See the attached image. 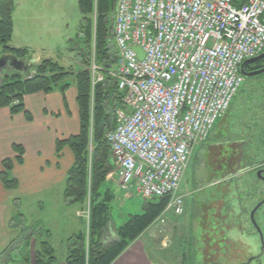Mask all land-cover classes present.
Returning <instances> with one entry per match:
<instances>
[{
    "label": "built area",
    "instance_id": "1",
    "mask_svg": "<svg viewBox=\"0 0 264 264\" xmlns=\"http://www.w3.org/2000/svg\"><path fill=\"white\" fill-rule=\"evenodd\" d=\"M116 77L125 94L106 135L121 189L146 201L168 197L164 217H182L181 183L264 54V0H117ZM139 49L143 55L140 58ZM92 86L104 81L93 56Z\"/></svg>",
    "mask_w": 264,
    "mask_h": 264
},
{
    "label": "rangeland",
    "instance_id": "2",
    "mask_svg": "<svg viewBox=\"0 0 264 264\" xmlns=\"http://www.w3.org/2000/svg\"><path fill=\"white\" fill-rule=\"evenodd\" d=\"M14 2L17 26H21L22 17L34 13L31 28L48 35L47 38L41 37L42 42L49 45L40 46L43 50L39 54L45 59L60 62L64 68L79 70L82 67V46L78 43L82 22L79 0ZM93 19L95 23L96 17ZM94 41L91 45V65L93 56L99 64ZM118 59L117 52L115 67L110 72L99 64L103 78L109 75L117 83ZM26 64H30L29 60ZM0 72L3 73V70L0 69ZM32 75L19 72L23 80ZM263 167L264 74L247 79L210 138L196 148L179 192L185 196L184 216L167 215L164 222L160 220L151 228L147 238L160 240L161 245L157 244V249H167L170 256L176 252L180 254L178 250L184 248L189 253L187 249L191 246L190 264H264L261 238L250 221L252 210L264 200V182L256 179V172ZM108 184L115 192L119 189L112 212L116 226L126 221L129 214L143 213L146 201L126 195L120 187L116 165ZM60 188L63 190L64 185ZM57 190L42 197L45 201L40 208L36 205L37 198L32 196L26 198L21 207L18 205L19 210L15 209L12 220L15 228L10 230L16 231L12 234L16 241L8 254L0 256V264H26L32 260L38 248V235L44 234L45 230L53 232L52 244L60 262L64 261L66 237L76 233V228L82 223L77 217L79 206L61 208L57 198H61L62 194L59 188ZM118 212L125 215L123 219ZM19 213H23L24 217H19ZM260 218L264 230V209ZM30 236L34 238L28 242L26 238ZM178 261L181 264L180 256Z\"/></svg>",
    "mask_w": 264,
    "mask_h": 264
},
{
    "label": "trees",
    "instance_id": "3",
    "mask_svg": "<svg viewBox=\"0 0 264 264\" xmlns=\"http://www.w3.org/2000/svg\"><path fill=\"white\" fill-rule=\"evenodd\" d=\"M116 1L79 0L82 15L78 36V43L82 46V67L79 70L64 68L53 60H42L31 65L32 68L25 73H33L31 77L23 80L19 77V72L8 71L0 83V109H10L12 116L25 113L30 119L23 104L26 96L40 92L52 93L57 89L65 95L69 88L68 80L73 78L75 81L81 130L79 135L57 142V155L60 156L65 147L71 149L75 164L68 174L64 197L68 204L79 205L84 211L89 207L90 218L89 233L83 232L68 240L69 254L66 264H113L161 218L170 200L163 197L146 201L143 213L129 214L121 226L114 228L117 239L105 244V238L113 223L112 212L116 201V192L108 187L115 161L106 135L116 127V112L123 107L125 94L119 91L116 81L109 75L93 87L88 68L91 65L93 39L99 64L108 69L107 72L115 67L117 51L113 41L112 19ZM15 9L14 0H0V60L4 57H15L25 63L29 60L30 63L33 60L32 52L11 46ZM93 17H96L95 23ZM13 151L16 154L15 161L23 165L24 147L14 145ZM13 169L14 162L11 159L2 162L0 181L7 191H16L19 188V182L12 173ZM32 237L26 240L29 242ZM187 250L189 253L185 252V248L182 249L186 256L185 263L190 264L191 246ZM34 259L35 264H59L49 241L40 243Z\"/></svg>",
    "mask_w": 264,
    "mask_h": 264
},
{
    "label": "crops",
    "instance_id": "4",
    "mask_svg": "<svg viewBox=\"0 0 264 264\" xmlns=\"http://www.w3.org/2000/svg\"><path fill=\"white\" fill-rule=\"evenodd\" d=\"M34 16V13L27 14L22 17L21 26H17L14 12V34L11 46L17 49L29 50L33 54V59L36 58L38 62L53 60L60 64L54 59H45L39 54L40 50H43L40 46L47 47L49 45L48 43L44 44L45 41L42 42L41 37L47 38L48 35L38 33V30L31 28L32 20H35ZM0 75L3 76L5 73L0 72ZM0 80H2L1 77ZM67 84H69V88L65 95L61 93L60 89H57L52 93L40 92L26 96L23 104L30 119L25 113L12 116L10 109H0V175L2 162L11 159L14 162L13 176L19 182L18 190L7 191L0 181V256L7 253L16 241V238H13L12 235L16 231H10L15 228L12 220L14 214H16L15 209L19 210L18 205L21 207L26 198L36 197V205L40 208L45 201L42 197L51 193L54 194L59 188L60 195L62 194L61 198H57L60 201V207L65 209V207L71 206L66 202L64 196L68 174L75 164V157L68 147H65L58 156L57 142L79 135L81 121L80 109L77 104L78 92L74 79L70 78ZM14 145L22 146L25 149L23 165L15 161ZM61 185H64L63 190L60 188ZM33 203L35 204L34 201ZM120 214L121 219H123L125 215ZM18 216L23 218L24 214L19 213ZM77 217L82 224L76 228V233L66 237L68 239L67 248L64 250V261L60 262L58 258L59 264H66L69 254L68 240L74 235L89 230L90 214H88V209L84 211L79 206ZM123 222L125 221L123 220ZM154 226L152 225L113 264H167L169 262L178 264V256L182 259L181 264H186L184 260L186 256L182 250H178L180 254L176 252L170 256L167 249H157V244L161 245L160 240L147 238L148 232ZM116 227L119 226H116L114 222L110 225V233L105 238L106 245L117 239L114 233ZM46 236L47 238H45ZM38 237L36 241L38 248L42 241H49L53 246L52 238H54V235L51 230H45V233L39 234ZM55 253L57 256L56 250ZM28 264H35L34 257Z\"/></svg>",
    "mask_w": 264,
    "mask_h": 264
},
{
    "label": "water",
    "instance_id": "5",
    "mask_svg": "<svg viewBox=\"0 0 264 264\" xmlns=\"http://www.w3.org/2000/svg\"><path fill=\"white\" fill-rule=\"evenodd\" d=\"M136 51L138 52L140 58L143 59V55H142L141 51H140L139 49H137ZM5 58H6V57H4V58H2V59L0 60V69H3V66H4V64H5ZM11 58H13V59H12L10 65H9V67H10L11 70H14V71H17V72H28V71L30 70L31 65H34V64H36V63L38 62V60L35 58V59H33V60L30 61V64H29V65H27L24 61H20V60L16 59L15 57H11ZM263 59H264V54L261 55V56H259V57H257V58H254V59H251V60L246 61V62L241 66V73H242V75H243L245 78H247V79H249V78H253V77H257V76H260V75H263V74H264V69H261V70L255 71V72H247V71H246V68H247L249 65H252V64H255V63H257V62H260V61H262ZM262 173H263L262 171H259V172H258V178L261 179V177H262ZM263 204H264V201L261 202V203L255 208V210L252 212V215H251L252 220H254V215H255L256 211H257V210H258ZM261 241H262V244H263V245H262V252H264V239L261 238ZM250 262H252V261H250Z\"/></svg>",
    "mask_w": 264,
    "mask_h": 264
},
{
    "label": "flooded vegetation",
    "instance_id": "6",
    "mask_svg": "<svg viewBox=\"0 0 264 264\" xmlns=\"http://www.w3.org/2000/svg\"><path fill=\"white\" fill-rule=\"evenodd\" d=\"M12 59L13 58H11V57H6L5 58V64H4V66H3V69H1V70H3V72H5V71H9L10 70V67H9V65H10V63H11V61H12ZM261 69H264V59L262 60V61H260V62H257V63H255V64H252V65H249L247 68H246V71L247 72H255V71H258V70H261ZM259 171H262L263 173H262V177H261V179L260 178H258V172ZM256 179L257 180H259V181H261V182H264V167L263 168H261V169H259L257 172H256ZM264 201V200H263ZM262 201V202H263ZM261 203V202H260ZM259 203V204H260ZM258 204V205H259ZM258 205H256V207L258 206ZM255 207V208H256ZM255 208L252 210V212L255 210ZM264 209V204L256 211V213H255V215H254V220H252V218H251V215H252V212H251V214H250V221H251V223H252V226L255 228V230H256V232L258 233V235H259V238H263L264 239V230L262 229V227H263V223H262V218H260V214H261V212H262V210ZM261 244H262V241H261ZM263 245V244H262ZM261 245V246H262ZM262 248V247H261ZM257 259H259V257L257 258Z\"/></svg>",
    "mask_w": 264,
    "mask_h": 264
}]
</instances>
